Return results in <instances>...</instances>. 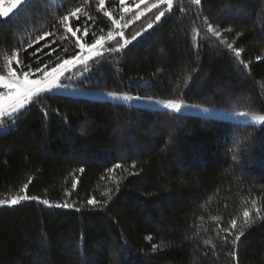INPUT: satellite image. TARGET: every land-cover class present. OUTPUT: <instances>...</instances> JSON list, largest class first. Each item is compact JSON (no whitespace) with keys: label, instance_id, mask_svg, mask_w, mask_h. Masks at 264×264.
<instances>
[{"label":"trees","instance_id":"trees-1","mask_svg":"<svg viewBox=\"0 0 264 264\" xmlns=\"http://www.w3.org/2000/svg\"><path fill=\"white\" fill-rule=\"evenodd\" d=\"M137 2L105 0L109 18L96 0H31L0 31V72L10 48L33 72L78 51L51 27L70 8H82L70 21L78 36L88 28L82 42L107 38L113 19L130 39L157 13L154 0ZM205 19L231 29L224 35L249 69L207 34ZM162 21L122 58L88 61L74 83L264 113V0H173ZM43 32L53 34L37 40ZM26 184V194L72 207H0V264H264V220L242 218L252 199L264 208V125L61 94L0 129V199ZM90 197L108 203L92 207ZM233 218L245 231L237 260L223 240Z\"/></svg>","mask_w":264,"mask_h":264},{"label":"snow or ice","instance_id":"snow-or-ice-1","mask_svg":"<svg viewBox=\"0 0 264 264\" xmlns=\"http://www.w3.org/2000/svg\"><path fill=\"white\" fill-rule=\"evenodd\" d=\"M31 0H14L13 8H16L17 11H24L27 9V6L30 4ZM87 0H85V3ZM105 0H96L98 11L103 12L104 16L111 18L112 13L107 11L104 8ZM143 2V0H141ZM121 5H123L124 0H120ZM192 3L195 5L202 6V0H192ZM173 0H159V4H152V8L157 9V13L154 18L149 21L146 28L141 32L133 34L130 39L124 38L123 31L119 29L126 27L121 25L119 20L113 19L111 21L114 26V31H109L107 38L100 36L91 44H88L84 41V38L88 35V28L84 27L81 35L78 36V32L81 31L80 25H72L70 21L72 19L79 20L80 13L82 11L81 7L70 8L63 15H60L58 21L51 25L53 28L60 27L63 29V32L73 39V48L78 49L73 55L67 58L57 57L58 62H54V66L49 68L47 64L43 66V69L37 67L33 72L30 69V66L24 65L23 61L19 58V52L21 48H10L8 51L10 55H5L3 57L4 70L0 72V129L7 127H15L20 119L34 106L38 105V102L46 99L61 95L63 91L70 87V84L63 83V79H68L69 81L75 82L72 76L65 77V73H70L72 69L79 66L81 71L78 72L79 76H84L90 71L88 61L94 60L97 62L105 60L107 57H116L117 55L122 56L127 52H131L132 48L129 45H132L134 48L136 45L143 42L145 39V34L151 35L149 30L155 31L156 26H159L163 23L162 18L170 15L172 10ZM159 5H167V12L165 10H160ZM18 6V7H17ZM147 7V5L145 6ZM11 10H0V17L5 19L0 20V31H3L6 27H10L14 21L12 16L16 15V12ZM125 12L128 11L127 8L124 9ZM207 25V34H210L212 37H216L219 40V43L225 46L229 51L234 53L235 57L239 60V63L243 66L244 69H249L250 62L246 63L241 59V53L243 49L240 47H235V42H228L227 37L224 33L230 32L231 29L224 28L221 29L220 26H214L212 22L205 19L204 21ZM53 33L43 32L37 40L43 39L46 36L52 35ZM106 41H110L113 46L105 47ZM135 42V43H134ZM28 47L32 46V41L26 42ZM197 43H199V37H197ZM41 51L37 48L35 52L32 53L33 56L36 55V52ZM52 51H55L53 49ZM65 51H68L65 49ZM257 60L264 59V57H257ZM39 63V61H38ZM29 67L28 71H25L24 68ZM35 76V78H32ZM75 91V90H73ZM110 97H116L115 93H107ZM122 99L128 101H136L139 104L146 105H162L164 109L171 110L175 113H181L182 110L186 107H195L192 105H186L182 100L176 99H167V100H155L151 96H123ZM204 112H210L208 108L203 109ZM45 115L48 113L45 112ZM237 117L249 118L253 121L264 122V115H255L250 114L247 111L238 112L234 114ZM237 157L233 156V160H236ZM135 168V164L132 165ZM122 168V165L119 163L114 164L111 168L107 169L108 173H112L115 169ZM84 168H80L79 172L83 173ZM124 171H128L127 168ZM135 174V173H129ZM28 185H24V188L21 189V193L11 198L0 199V207H12L19 205L23 202L28 201H38L40 204H43L49 208H70L71 204H51L47 199L41 200L39 197L34 195L26 194V189ZM75 187V184H73ZM117 191L119 190L117 185ZM111 191V190H109ZM111 199V196L108 197V200ZM108 200L97 201L94 197H90L86 200V204L92 207L103 206L108 203ZM251 207H244L242 218L243 225L250 226L256 220H264V208L257 206V200L252 199L250 201ZM79 211V209H77ZM225 236L223 240L225 243L229 242L233 246L232 251L229 255L233 260H237V252L241 238L245 236V231L243 227L238 226V220L233 218L230 221L228 228L223 229ZM151 239V237H149ZM158 245L153 244L152 250L155 252L158 250Z\"/></svg>","mask_w":264,"mask_h":264},{"label":"rangeland","instance_id":"rangeland-1","mask_svg":"<svg viewBox=\"0 0 264 264\" xmlns=\"http://www.w3.org/2000/svg\"><path fill=\"white\" fill-rule=\"evenodd\" d=\"M149 0H139L137 4H143ZM153 1V0H150ZM155 4H159V0H154ZM14 0H0V10H11L10 15L12 12H18L16 8H13ZM18 7V6H17ZM81 71L79 66L77 68H74L71 70L70 73H65V77L67 76H72L73 80L76 81L80 79L82 76L78 75V72ZM32 78H35L33 76ZM65 84H70V87L65 89L62 94L64 95H70V96H77V97H85V98H91V99H97V100H106V101H112V102H118V103H126L130 104L133 106L137 107H145V108H152V109H162V110H168L164 109L162 105H146V104H139L136 101H128L122 99L123 96H137L136 94L130 93V92H119V91H114V90H105V89H97V88H89L81 85H77L72 81H69L68 79H63L62 81ZM75 90V91H73ZM115 93L116 97H110L107 95V93ZM142 96V95H139ZM155 100H167V98H157L153 97ZM186 105H192L195 107H186L182 110L181 113H186V114H193V115H201V116H206V117H214V118H220V119H229V120H234V121H240V122H246V123H251V124H260L264 125V122H258V121H253L249 118H242V117H237L234 114L238 112H243L247 111L250 114H255V115H264V113L261 112H253V111H248V110H243V109H230V108H225V107H220V106H211V105H206V104H198V103H193V102H188V101H183ZM208 108L211 111L210 112H204L203 109ZM171 111V110H168ZM6 129V128H3Z\"/></svg>","mask_w":264,"mask_h":264}]
</instances>
